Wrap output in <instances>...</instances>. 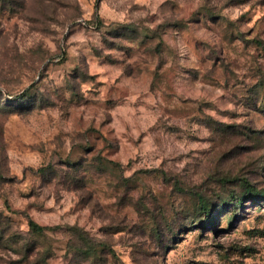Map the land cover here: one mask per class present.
I'll return each mask as SVG.
<instances>
[{"label": "rangeland", "instance_id": "rangeland-1", "mask_svg": "<svg viewBox=\"0 0 264 264\" xmlns=\"http://www.w3.org/2000/svg\"><path fill=\"white\" fill-rule=\"evenodd\" d=\"M0 264H264V0H0Z\"/></svg>", "mask_w": 264, "mask_h": 264}, {"label": "trees", "instance_id": "trees-1", "mask_svg": "<svg viewBox=\"0 0 264 264\" xmlns=\"http://www.w3.org/2000/svg\"><path fill=\"white\" fill-rule=\"evenodd\" d=\"M18 98H22L23 97V94L22 95H18L17 96ZM248 184V183H246ZM249 185V184H248ZM197 198H198V201H199V204L202 208H204V197L200 194H197ZM28 226L30 228V232L32 234H41L43 231H44V227L40 226L39 224L35 223L33 220L29 219L28 220Z\"/></svg>", "mask_w": 264, "mask_h": 264}]
</instances>
